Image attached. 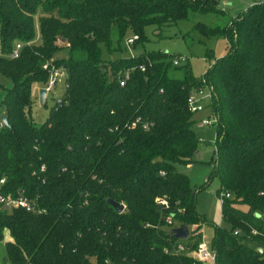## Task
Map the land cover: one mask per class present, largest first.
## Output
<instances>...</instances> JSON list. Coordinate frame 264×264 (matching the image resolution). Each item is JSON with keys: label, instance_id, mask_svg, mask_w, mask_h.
Listing matches in <instances>:
<instances>
[{"label": "trees", "instance_id": "obj_1", "mask_svg": "<svg viewBox=\"0 0 264 264\" xmlns=\"http://www.w3.org/2000/svg\"><path fill=\"white\" fill-rule=\"evenodd\" d=\"M253 3L223 28L192 27L205 37L224 36L229 46L204 74L216 118L205 184L215 177L216 194L229 195L220 211L228 228L214 226L213 264H264V0ZM211 12L222 14L219 0H0V75L9 80V87L0 84V116L7 120H0V194L43 210L0 207L10 264H192L187 254L200 244L205 219L176 165L196 158L200 140L187 98L202 81L187 61L174 67L175 57L165 53L106 61L101 50L111 56L122 51L127 32L137 37L134 47L147 27ZM37 35V46L9 58L16 42L25 46ZM61 50L67 56L54 63L64 67L65 89L36 126L31 87L47 83L42 65ZM170 67H181L183 77H169ZM163 197L171 209H184L177 225L196 226L185 241L188 252L178 256L164 253L179 240L160 220L154 201Z\"/></svg>", "mask_w": 264, "mask_h": 264}, {"label": "rangeland", "instance_id": "obj_2", "mask_svg": "<svg viewBox=\"0 0 264 264\" xmlns=\"http://www.w3.org/2000/svg\"><path fill=\"white\" fill-rule=\"evenodd\" d=\"M253 4V0H219V8L222 10V14H215L214 12L205 15L193 14L187 21H180L174 24L162 26L160 29L152 26L147 27L144 30L142 42L138 43L134 47H132L133 44H127L126 40L133 37L130 32H127L121 44V52L114 53L109 56L107 52L102 49L101 57L106 61H113L120 58L137 56L144 52L165 53L168 57H184L187 59V65H184L188 68L191 75L195 79L201 80L204 77L206 70L212 67L216 60L221 59L228 54L229 46L224 36L205 37L192 30L193 25L197 24L201 25V27L207 26L211 28H223L225 25L227 26L230 21L236 19L239 14L245 12ZM34 25L35 31L37 32V17H35ZM39 42V35H37V38L32 43H28L24 46L20 42H16L13 48L20 45L21 51L24 47H35ZM61 43L62 41H59L58 45ZM66 56L67 51L61 50L54 54L53 58L47 60L43 65L48 64L50 66L53 64L54 67H57L54 62L56 60H61ZM168 76L180 79L183 77V70L181 67L177 69L170 67L168 69ZM0 84L4 87H9V80L0 75ZM46 87L47 83L45 81L35 82L31 87V105L29 116L36 126L43 122L49 109L62 96L65 89L64 81L56 82L50 92L46 93L45 105H43L39 100V91ZM207 95L208 91L206 89L203 90L201 94L203 98L200 103L203 110L193 113L192 115V119L194 121L193 131L200 140L194 163L189 167L185 165H176V170L177 172L183 174V176L188 180L190 186L195 189L196 200L194 208L196 213L205 219V224H203L201 230H199L201 231V243L210 247L214 234V226L228 228V224L221 219L220 195L218 196L215 192L218 189L217 179L212 177L209 182L205 184L215 158L214 137L216 130L213 122H211V125L209 126L203 124V120H212L210 99L205 97ZM2 96L3 92L0 91V99ZM239 208L245 209L241 206ZM175 227H178V225L175 224ZM7 241L8 236L5 234L3 241L0 242V264H10L7 259L4 258L3 248L4 243Z\"/></svg>", "mask_w": 264, "mask_h": 264}, {"label": "built area", "instance_id": "obj_3", "mask_svg": "<svg viewBox=\"0 0 264 264\" xmlns=\"http://www.w3.org/2000/svg\"><path fill=\"white\" fill-rule=\"evenodd\" d=\"M136 40H137V37L133 36L132 38L127 39L126 41L128 45H132L133 42ZM20 49H21L20 45L15 46V48H13L11 53L9 54V58L10 59L18 58ZM186 61L187 59L184 57H175L172 59V66L178 67L182 64H185ZM42 69L48 73L47 87L43 88L45 90V93H49L50 90L56 84V82L64 81L63 78H65V70L63 69V67H54L53 64L50 66L48 64H45L42 66ZM128 78H129V75L125 73L122 79H120L119 85L123 86L125 81L128 80ZM201 81H202L203 87L197 88L187 98V107H188L189 112L191 113H197L203 110L200 105L201 100L203 98L201 96L203 90L206 89L208 91V95L205 97L207 99H210L211 101V93H210V90L206 87L204 77L201 79ZM211 122H213L214 125L216 123V118L213 115H212V120H209V119L203 120L204 125L209 126L211 125ZM1 127H2V123L0 122V128ZM161 175L163 174L161 173ZM3 182L4 181L1 180L0 184H2ZM228 197L229 195L227 193H221L220 198H219L220 202L222 203L224 199H227ZM155 205L158 210H161L160 220L164 223V227L168 228L170 231L171 229L177 228L175 227V224H176L175 217L177 215L178 216L183 215L185 212L184 209L179 206H175L173 209H171L168 199L164 197L155 199ZM0 207L7 211L21 208V209H24L26 212L33 213V214L43 213V210L37 207L35 202L30 201L27 198L22 197V196L13 198L11 196H2L0 194ZM150 227L151 226H149L148 224L144 225V228H150ZM178 227H183V226L178 225ZM187 229L189 232L188 238L193 237L195 235L194 231L196 229V226L187 227ZM199 233L201 234V232ZM186 240H179L180 242L178 241L176 245L172 247L171 250L164 249V253L165 254L169 253L173 256H178L180 254L188 252V245L185 243ZM187 255L192 258V264H213L215 260V254L212 251V249L208 247V245L202 244L201 242L198 245L196 250L190 253L188 252Z\"/></svg>", "mask_w": 264, "mask_h": 264}, {"label": "water", "instance_id": "obj_4", "mask_svg": "<svg viewBox=\"0 0 264 264\" xmlns=\"http://www.w3.org/2000/svg\"><path fill=\"white\" fill-rule=\"evenodd\" d=\"M254 1H260V0H254ZM45 90L41 89L39 91V100L40 103L43 102L44 98H45ZM0 120L4 125H7V120L5 115H1L0 116ZM107 204L113 208V210L117 213V214H121L124 210V206L121 204L116 203L113 200L108 199L107 200ZM170 234L177 240H186L189 236V232L186 226L183 227H177L174 229H171ZM258 251L260 252L261 250L258 249Z\"/></svg>", "mask_w": 264, "mask_h": 264}, {"label": "crops", "instance_id": "obj_5", "mask_svg": "<svg viewBox=\"0 0 264 264\" xmlns=\"http://www.w3.org/2000/svg\"><path fill=\"white\" fill-rule=\"evenodd\" d=\"M190 165H188V167H189ZM201 232V231H200Z\"/></svg>", "mask_w": 264, "mask_h": 264}]
</instances>
